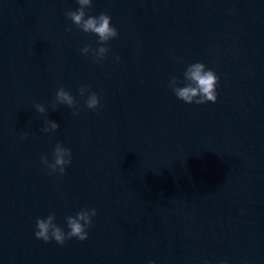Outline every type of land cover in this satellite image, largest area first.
I'll list each match as a JSON object with an SVG mask.
<instances>
[{
    "label": "water",
    "instance_id": "95a60500",
    "mask_svg": "<svg viewBox=\"0 0 264 264\" xmlns=\"http://www.w3.org/2000/svg\"><path fill=\"white\" fill-rule=\"evenodd\" d=\"M78 7L0 0V264H264V0H93L119 33L99 63ZM194 62L219 77L215 103L168 87ZM60 87L78 115L51 107ZM58 143L72 163L50 175ZM92 208L87 240L35 237L38 218L67 231Z\"/></svg>",
    "mask_w": 264,
    "mask_h": 264
},
{
    "label": "clouds",
    "instance_id": "9594fccd",
    "mask_svg": "<svg viewBox=\"0 0 264 264\" xmlns=\"http://www.w3.org/2000/svg\"><path fill=\"white\" fill-rule=\"evenodd\" d=\"M76 2L79 7L74 11L67 12V18L82 32L98 37L96 41L98 47L93 48L91 45H85L80 51L84 56L91 54L93 60L99 63L110 52V48L106 45L116 39L119 33L112 26V18L109 15L105 13H101L98 16L88 14L87 10L92 7L93 0H76ZM116 60L119 61V56L116 57ZM218 83L219 77L215 71L209 69L202 62H194L189 64L183 72V79L171 78L168 87L185 104L203 105L217 101ZM79 94L81 97L86 96L84 103L87 109L95 110L98 108L100 97L96 92L82 86L79 89ZM58 105L67 106L69 109L74 110L73 115H78L79 106L75 98L63 87L57 89L55 100L51 107L55 110ZM35 110L40 114L47 112V108L43 104H36ZM58 128L59 124L55 120H45V126L42 131L51 133L58 130ZM27 135L28 133H25V137ZM72 157L71 149L58 143L54 149L53 161L49 162L47 157H41V162L48 174L59 172L60 175H63L66 167L72 163ZM96 215V209L92 208L79 211L74 216H68L66 218L67 231L55 222V214H50L46 218H38L35 224V237L45 243L55 241L60 245L73 238L85 241L88 239V229L92 226L93 217Z\"/></svg>",
    "mask_w": 264,
    "mask_h": 264
}]
</instances>
